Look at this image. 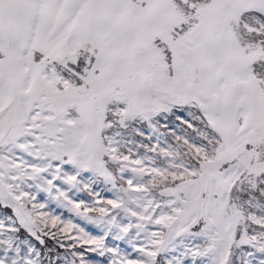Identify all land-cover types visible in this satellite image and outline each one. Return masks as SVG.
Listing matches in <instances>:
<instances>
[{"label":"snow or ice","instance_id":"snow-or-ice-1","mask_svg":"<svg viewBox=\"0 0 264 264\" xmlns=\"http://www.w3.org/2000/svg\"><path fill=\"white\" fill-rule=\"evenodd\" d=\"M97 256L264 264V0H0V264Z\"/></svg>","mask_w":264,"mask_h":264},{"label":"rangeland","instance_id":"rangeland-1","mask_svg":"<svg viewBox=\"0 0 264 264\" xmlns=\"http://www.w3.org/2000/svg\"><path fill=\"white\" fill-rule=\"evenodd\" d=\"M102 187V186H101ZM98 191L100 190V188L97 189ZM81 198H87V194L86 193H80L79 194ZM101 195L102 196H110L111 193H108V192H104V191H101ZM65 215H67V213L65 212ZM89 230H93L91 228V226H89ZM96 261L98 262V264H106V258H102V257H95Z\"/></svg>","mask_w":264,"mask_h":264}]
</instances>
